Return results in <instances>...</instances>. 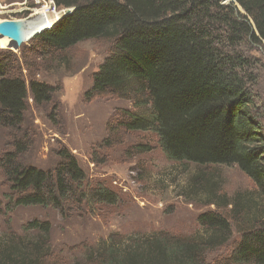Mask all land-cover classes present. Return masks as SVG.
Instances as JSON below:
<instances>
[{"label":"trees","instance_id":"1","mask_svg":"<svg viewBox=\"0 0 264 264\" xmlns=\"http://www.w3.org/2000/svg\"><path fill=\"white\" fill-rule=\"evenodd\" d=\"M52 1L73 9L52 29L34 36L42 46L66 50L85 39H114L86 96L109 93L129 101L135 109L122 113L120 128L152 132L170 161L235 166L247 177L255 195L249 200L251 223L239 227L229 262L264 264V121L254 58L246 51L264 45V0ZM14 60L11 51L0 49V120L8 126L21 122L28 95L39 104L53 90L12 72ZM15 147L17 153H6L1 162L10 208H61L71 198L78 205L117 202L116 193L102 185L85 187V174L66 149L58 152L59 162L49 172L17 162L23 147ZM134 149L141 153L147 145ZM198 223L207 235L156 232L124 244L108 236L101 248L90 251L94 258L89 261L209 264L207 252L226 241L229 225L217 213L200 214ZM50 226L35 219L23 229L48 235ZM47 248L8 237L0 242V264H45Z\"/></svg>","mask_w":264,"mask_h":264},{"label":"rangeland","instance_id":"2","mask_svg":"<svg viewBox=\"0 0 264 264\" xmlns=\"http://www.w3.org/2000/svg\"><path fill=\"white\" fill-rule=\"evenodd\" d=\"M67 8L54 6L51 0H0V22L27 20L40 9L51 13L52 22H59ZM36 34L16 49L0 43V49L14 55L12 72L26 82L35 79L53 89L39 104L28 95L20 123L8 126L0 120V242L8 237L41 242L49 249L45 264H92L90 251L101 248L108 236L124 244L156 232L183 238L207 235L198 216L217 213L227 221L230 233L224 243L207 252L206 261L231 264L229 253L239 238V227L251 223L249 200L255 195L247 177L235 166L197 167L170 161L155 134L118 126L122 113L135 109L129 101L109 93L86 96L92 75L110 55L114 39H85L58 50L39 44ZM246 51L254 58L259 116L264 121V45L247 46ZM17 144L23 147L17 162L49 172L59 162L58 152L66 149L84 172L85 187L102 185L116 193L117 202L78 205L71 198L61 208H10L9 182L1 162L6 153H17ZM138 144L147 149L135 152ZM35 219L50 223L48 235L23 229Z\"/></svg>","mask_w":264,"mask_h":264},{"label":"bare ground","instance_id":"3","mask_svg":"<svg viewBox=\"0 0 264 264\" xmlns=\"http://www.w3.org/2000/svg\"><path fill=\"white\" fill-rule=\"evenodd\" d=\"M55 14L53 18H55ZM51 13L44 12V9H40L38 12L34 13L30 19L19 21L21 22L19 40L23 41L35 34L37 31H40L46 23L52 21ZM4 21V20H3ZM17 21V20H16ZM1 23V22H0ZM2 45L9 46L11 41L7 37H2L0 39Z\"/></svg>","mask_w":264,"mask_h":264},{"label":"water","instance_id":"4","mask_svg":"<svg viewBox=\"0 0 264 264\" xmlns=\"http://www.w3.org/2000/svg\"><path fill=\"white\" fill-rule=\"evenodd\" d=\"M221 1L223 3L234 2V0H221ZM20 24H21V22L16 21V20L1 21V23H0V39L2 37H7L11 41L10 45L7 47L16 49L21 42L25 41V40H23V41L19 40V33H20V26H21ZM36 33H39V31H37Z\"/></svg>","mask_w":264,"mask_h":264},{"label":"built area","instance_id":"5","mask_svg":"<svg viewBox=\"0 0 264 264\" xmlns=\"http://www.w3.org/2000/svg\"><path fill=\"white\" fill-rule=\"evenodd\" d=\"M52 1V0H51ZM52 3L54 4V2L52 1ZM54 6H56L55 4H54ZM72 7H68L67 8V10H66V14L65 15H67V14H69L71 11H72ZM55 15H57V14H55ZM57 23V21H51L50 23H48V24H45V25H43L44 27H42V30H49V29H52V27L55 25Z\"/></svg>","mask_w":264,"mask_h":264}]
</instances>
